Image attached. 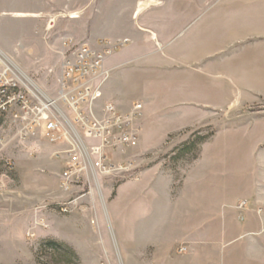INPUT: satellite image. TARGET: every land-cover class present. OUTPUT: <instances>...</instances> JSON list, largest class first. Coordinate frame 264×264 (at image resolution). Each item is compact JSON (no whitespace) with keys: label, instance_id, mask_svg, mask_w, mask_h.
I'll return each instance as SVG.
<instances>
[{"label":"rangeland","instance_id":"rangeland-1","mask_svg":"<svg viewBox=\"0 0 264 264\" xmlns=\"http://www.w3.org/2000/svg\"><path fill=\"white\" fill-rule=\"evenodd\" d=\"M140 1L0 0L8 72L56 99L64 41L127 39L113 54L142 104L138 141L110 154L132 160L137 178L91 183L68 213L63 168L50 174L67 158L2 123L14 170L0 191V264H157L158 248L264 264V0H156L135 16Z\"/></svg>","mask_w":264,"mask_h":264},{"label":"built area","instance_id":"built-area-1","mask_svg":"<svg viewBox=\"0 0 264 264\" xmlns=\"http://www.w3.org/2000/svg\"><path fill=\"white\" fill-rule=\"evenodd\" d=\"M127 43V39H99L94 44L64 41L56 99L8 72L0 59V128L7 123L24 137L40 133L53 146L50 156L67 158L58 181L63 190H72L74 195L58 204L62 213L78 208L92 184L138 176L139 168L132 160H116L110 154L122 155L125 147L138 141L142 104L135 101L123 112L102 100L108 77L103 63ZM55 141H65V148H55ZM13 170L10 157L0 153V191L12 179ZM90 224H94L93 219Z\"/></svg>","mask_w":264,"mask_h":264},{"label":"crops","instance_id":"crops-1","mask_svg":"<svg viewBox=\"0 0 264 264\" xmlns=\"http://www.w3.org/2000/svg\"><path fill=\"white\" fill-rule=\"evenodd\" d=\"M147 31V30H146ZM150 35H152V33L154 34V37L152 39H156V35L154 32L148 30ZM122 60V56L118 55V54H113L112 56L108 57L104 63H103V70L108 72V77L106 78V80L103 83V92H102V100L112 103L118 110L120 111H128L131 104L134 101L133 97L131 96V98L129 97V94H132L133 92H136V90L132 91V77L131 75H128V73H124V75L120 72L119 70V66L120 61ZM123 75V76H122ZM127 77V81L125 80V78ZM125 80V83H122V80ZM131 84V85H130ZM128 95L127 98L123 97V94ZM71 127V125H70ZM38 145V144H35ZM44 151H47L46 153L51 152V148L53 146L49 145V144H44ZM51 147V148H50ZM55 148H65V141H56L55 142ZM43 149V148H42ZM42 151V150H41ZM48 154H43L41 155V158H44V161L47 159L45 158V156ZM45 161V162H46ZM52 163V167H55L53 169L50 170V174H58L59 171L63 168V161L61 160L59 161H53L50 162V164ZM41 165L44 166L43 163H41ZM105 184H103L104 186ZM254 191L251 190L249 191L247 194H245L246 196H252L251 194H253ZM242 195V194H241ZM240 196V195H239ZM238 195H235L234 197L238 198ZM235 198V199H236ZM159 256L162 255L163 258L161 262H159V259L156 260L155 263L157 264H202L204 262H199L195 257L193 258L192 253L187 254L186 256L182 257V258H175L173 259V256H169V258L165 257L167 255V252H161V248H158L157 253Z\"/></svg>","mask_w":264,"mask_h":264},{"label":"trees","instance_id":"trees-1","mask_svg":"<svg viewBox=\"0 0 264 264\" xmlns=\"http://www.w3.org/2000/svg\"><path fill=\"white\" fill-rule=\"evenodd\" d=\"M190 146H191V143L188 142L187 144L183 145L182 149H180L181 150L180 152L188 153L189 150L191 149ZM47 245L50 246V247H52V249L56 250L57 252L61 248H65L66 249V247L63 244H61V243H56L55 244V243H53V241H48Z\"/></svg>","mask_w":264,"mask_h":264},{"label":"bare ground","instance_id":"bare-ground-1","mask_svg":"<svg viewBox=\"0 0 264 264\" xmlns=\"http://www.w3.org/2000/svg\"><path fill=\"white\" fill-rule=\"evenodd\" d=\"M151 4H157L156 0H142L140 2H138L137 7L135 9V16L143 9H145L147 6L151 5ZM21 16V15H18ZM75 15H73L72 17H75ZM152 36L154 37V34L152 33ZM56 142V141H55Z\"/></svg>","mask_w":264,"mask_h":264}]
</instances>
